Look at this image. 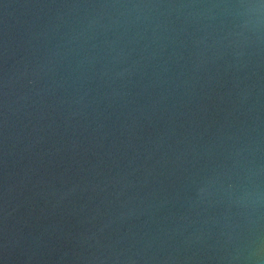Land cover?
I'll return each instance as SVG.
<instances>
[{"label": "water", "instance_id": "water-1", "mask_svg": "<svg viewBox=\"0 0 264 264\" xmlns=\"http://www.w3.org/2000/svg\"><path fill=\"white\" fill-rule=\"evenodd\" d=\"M260 0H0V264H264Z\"/></svg>", "mask_w": 264, "mask_h": 264}, {"label": "clouds", "instance_id": "clouds-1", "mask_svg": "<svg viewBox=\"0 0 264 264\" xmlns=\"http://www.w3.org/2000/svg\"><path fill=\"white\" fill-rule=\"evenodd\" d=\"M249 8H256L261 9L264 8V0H260V3L258 5H248Z\"/></svg>", "mask_w": 264, "mask_h": 264}]
</instances>
